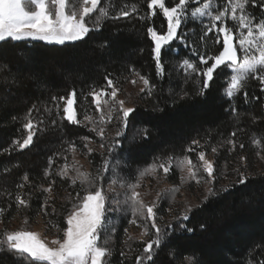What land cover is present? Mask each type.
I'll return each instance as SVG.
<instances>
[{
	"label": "trees",
	"instance_id": "trees-1",
	"mask_svg": "<svg viewBox=\"0 0 264 264\" xmlns=\"http://www.w3.org/2000/svg\"><path fill=\"white\" fill-rule=\"evenodd\" d=\"M149 2L114 0L117 9L121 4L136 3L139 12L127 18L108 19L98 31L90 32L81 41L63 45L41 40L0 42V68L7 65L0 71V208L4 209L5 223L22 214L30 225L49 210L53 223L60 229L66 227L75 193L58 196L50 202L53 207L48 205L49 193L42 188L50 186L53 177L46 176L45 171L49 169V158L54 161L51 172L57 169L73 136L87 133L62 118L63 102L58 113L46 114L44 108L53 107L52 97L67 96L72 89L77 93L79 113L84 104L93 108L92 97L88 95L92 88L104 86L105 77L116 83L126 82L135 69L157 90L144 103L137 104L130 116L118 148L121 160L139 166L165 153L182 151L187 142L199 139L209 141L221 151L218 168L234 161L240 167H248L246 183H238V176L227 191L223 189L209 197L191 211L188 220L175 223L148 264H189L188 258H192V264H248L250 257L264 255V163H257L252 143L258 138L264 146V92L257 81H250L249 99L245 102L243 95H239L233 113L230 101L223 96L228 71L218 69L214 81L201 95L194 78H185L181 71L170 69V58L179 57L173 55L171 48L162 52L166 73L158 76L147 28L166 31L167 21L158 10L150 19L139 18L150 12ZM168 6H173L171 0ZM33 105L40 109L44 123L33 144L19 150L13 141L25 136L24 117ZM52 120L57 121L56 125L51 124ZM233 131L234 138L230 135ZM229 139L236 141L233 157L224 151ZM240 144L244 145L242 149ZM9 148L10 152L4 151ZM5 168L9 171H4ZM25 174L27 182L22 179ZM20 183H24L22 189L16 187ZM17 193L28 200L27 207L17 205ZM118 219L119 231L112 238L116 239L112 264H122L120 235L127 227L129 215ZM5 230L13 231L4 225L0 234ZM135 247L127 264H136L145 244L138 241ZM0 264H30V261L4 251L0 252Z\"/></svg>",
	"mask_w": 264,
	"mask_h": 264
},
{
	"label": "snow or ice",
	"instance_id": "snow-or-ice-1",
	"mask_svg": "<svg viewBox=\"0 0 264 264\" xmlns=\"http://www.w3.org/2000/svg\"><path fill=\"white\" fill-rule=\"evenodd\" d=\"M169 2L170 0H150L147 4L150 12L139 17L140 19H150L157 14L158 10L167 21L166 31L158 32L152 26L147 28V33L153 42V60L158 76L163 77L166 73L165 64L162 62V52H167L173 41L179 40L183 46L196 51L193 45L198 42L201 48H206V41L209 34H212L213 42L221 45L222 50L218 51V54H202L195 62L185 58L178 65V68L184 72L185 78L193 74L203 77L199 94L202 95L210 87L214 81V73H217L218 69H228L224 95L229 100L242 94L247 102L249 99L247 89L252 80L257 81L261 92H264V15L258 17L251 10L259 2V11L264 13V0H223L222 3H219L218 0H178V2L171 0L173 6H168ZM189 5L194 6L189 7ZM138 12L139 8L136 3L121 4L117 9L114 0H103V4L101 0H0V42L9 39L13 41L31 39L63 45L66 42L83 40L90 32L98 31L108 19L127 18ZM190 21L198 23L199 26L198 41L191 43L190 37L195 33L192 29L185 31L182 28V25H186ZM229 21H231V26H229ZM198 65L203 67H198ZM6 67L7 65H4V68ZM4 68H0V71H3ZM132 71L139 77L150 94L152 85L149 79L140 75L135 69ZM105 81L104 86L94 87L88 93L92 97V103L98 116L94 117L82 110V118H78L75 89H72L67 96L52 97L53 107L45 106L44 112L46 114L53 111L58 113L61 109L60 102H63L62 118L71 124L87 122V125L90 126L89 130L99 136L101 140L105 139L106 126L115 118L120 125L115 135L116 137L122 136L135 109L125 107V101L117 99L120 89L116 87L112 78L105 77ZM132 83H136V81L133 80ZM34 111L35 118L33 117ZM232 111L235 113L236 109L233 108ZM24 120L25 136L13 141V146L19 150L33 144L34 137L44 123L40 109L35 105L26 113ZM56 123V120L51 121L53 125ZM144 134L147 135L146 129ZM230 135L234 138L236 132L233 131ZM82 139L88 141L89 137ZM227 143L232 145L233 149L236 147L235 139H229ZM252 143L259 146L260 140L253 139ZM118 144V139L113 140L108 146L109 154L103 160L102 173L113 171L107 190L103 188L102 184L98 186V182L103 179L102 174L98 173L92 177L89 173L77 168L75 163L70 166L67 156L62 157L65 162L56 174L61 178L70 179L72 185L79 182L85 195L80 197L77 193L79 202L74 203L67 214L66 227L61 229V238L49 242L41 238L39 233L27 228L16 231L5 230L0 234L2 237L0 238V252L6 251L16 257L26 258L30 264H109L108 258L111 256L112 249L108 247L107 232L111 216L113 213L121 211L122 206H130L134 217L131 222L137 223L136 217L143 221V235H148L149 224L154 229V239L146 243L143 248L145 255L137 256L136 264L152 262L154 246L158 248L167 233L157 224V212L154 209L157 208L158 200L153 201L150 205L146 204L141 198V193L136 190L140 187V180L146 176H154L158 169L167 175L170 170L175 168L182 173V182L188 179L200 183L203 177L198 173H203L208 177L205 182L211 184L215 179L214 163L206 159L204 151L197 153L196 162L189 155L168 156L141 170L136 182L126 185L110 167L111 154ZM192 144L199 145L200 142L193 140ZM84 147L89 153L93 151L87 143ZM100 147L104 148L105 145L102 143ZM239 147L242 149L244 145L240 144ZM4 151L10 152L11 149H4ZM67 151L75 153L74 142L69 143ZM211 151L215 153L217 149L213 147ZM187 152H195V148L189 147ZM241 159L246 158L241 157ZM53 163V159L49 158V169L45 171L46 176L51 175ZM70 170H75L76 175L70 176ZM4 171H9V169L5 168ZM185 172L187 177L183 175ZM237 172L238 183H246L245 174L239 172L238 169ZM22 179L27 182V174ZM114 186L127 187L128 191L123 194L117 193ZM16 187L22 189L24 183L17 184ZM51 190V185L48 188H42V191L47 193H51ZM224 190L227 191V189ZM178 191L179 189L174 187L171 193L174 195ZM107 192H112L113 195L109 197ZM214 195H216L215 191L209 188L205 200ZM15 199L18 206H28V200L20 193H17ZM190 210V208L185 210L184 220L189 218L187 212ZM3 212L4 209L0 208V216ZM25 224H27V220H25ZM53 226L55 227V225ZM167 227L170 225H165V228ZM187 231H191V229H187ZM102 237L104 238L102 239ZM188 260L189 264H192V258H188ZM248 264H264V255L250 257Z\"/></svg>",
	"mask_w": 264,
	"mask_h": 264
},
{
	"label": "rangeland",
	"instance_id": "rangeland-1",
	"mask_svg": "<svg viewBox=\"0 0 264 264\" xmlns=\"http://www.w3.org/2000/svg\"><path fill=\"white\" fill-rule=\"evenodd\" d=\"M219 3H222L223 0H218ZM193 7V6H189ZM256 15L262 16L264 13L259 11V2L257 3V6L255 8L251 9ZM229 26H231V21H229ZM183 30L192 29L193 33L195 35H192L190 37V43L193 41H198V34H199V26L198 23L189 22L186 25H182ZM235 31V28H234ZM31 40V39H28ZM46 42V41H44ZM48 43V42H47ZM69 43V42H66ZM53 44V43H51ZM57 44V43H55ZM207 47L201 48L199 43H195L193 47L196 48V51H193L191 48L183 46L179 40L173 41L171 45V51L174 53V56H178L177 58H170L168 65L170 66V69L172 68L176 73L181 71L183 74L184 72L178 68V65L182 62L183 59L187 58L191 61H198L199 56L202 54H218V51L222 50L221 47L219 49V46L213 42V36L212 34H209V38L206 41ZM169 48V49H170ZM198 67H203L201 65H198ZM228 71V69H226ZM171 71V70H170ZM215 74V73H214ZM141 75V74H140ZM185 75V74H184ZM194 78L195 82L197 83V80H199V83L197 85L199 87L203 84V77H197L195 74L192 76H189ZM135 80L136 83H132V81ZM226 79L224 80V82ZM151 83V82H150ZM116 87L120 89L117 95V99L124 100L125 101V107H131L136 108L137 104L144 103L147 98H149L154 91L157 90V86L153 84L151 93L149 94L148 89L143 85V83L139 80V77L136 74H133L131 77L128 78L126 82L123 83H116ZM141 89H144V91H141ZM223 96L226 100L230 101L229 108L233 109L236 108V100L238 97L229 100L224 95L223 90ZM91 105V104H90ZM88 105L84 104L82 107V110L87 111L89 114L93 115L94 117L98 116V113L95 111V107L93 105V108ZM76 108H77V99H76ZM78 118H82L83 112H78ZM115 116V113L113 114ZM130 119V118H129ZM71 124V123H70ZM76 126H79L82 128L83 133H89L90 136H79L75 135L73 136L72 142L76 145V151L75 153H71L67 151V158L68 163L71 166L73 163H75L76 167L79 168L81 171L89 173L92 177H95L98 173L103 175V179L98 182V186L102 184L103 188L105 190L108 189V186L110 184V178L113 176V171H109L108 173H102V166H103V160L105 157L108 156V146L113 142V140H119V144L116 147L115 151L111 154V169L114 170L115 174L127 185L130 183L136 182V179L138 178V174L141 170L152 164L153 162H158L160 159L166 158L168 156L172 157H182L184 155H189L193 158V161L196 162V155L199 151H204L206 154V159L213 161L214 163V181L209 184L205 181L208 180V177L206 174L198 173V175L202 176L203 179L200 183H196L193 180L185 179L183 182L181 181V175L182 173L173 168L169 171L167 175H165L162 170H157L154 176H146L142 180H140V187L136 190L141 193V198L145 201L146 204H151L153 201L158 200L157 208L154 209L157 212V224L164 229L166 233H170L171 228L173 225L177 222H180L183 219V214L185 213V210L190 208L191 210L187 212V215L189 217L192 210H194L196 207H199L202 205L206 200L205 196L207 195V191L209 188H212L216 194H218L223 189L228 188L229 186L233 185L236 178H238V172H242L247 176L248 173V167L244 165L243 167H240L238 165L237 161L226 163L223 168H218L217 161L218 157L221 155V151L219 150L216 145H212L209 141H202L199 145H193L192 141L187 142L185 147L182 151L175 152L173 155H168L165 153L162 156L152 158L151 161L147 162L146 164H141L139 166L136 165L135 162L132 161H125L121 160L120 154L118 151V148L121 146V139L126 134V129L124 131V134L120 137H116V131L120 127L117 120L114 118L110 124L106 126V132H105V139L101 140L99 136H97L94 132L89 130V127L87 125V122L81 123V124H74ZM129 125V122H128ZM83 137H89L88 141L83 140ZM195 140V139H194ZM87 143L88 147L91 148L93 151L91 153L88 152L87 148L84 147V145ZM104 144L105 147L101 148L100 145ZM226 146L224 148V151H226L227 156H234L235 154L234 149L232 148V145L225 142ZM189 147L195 148V152L189 153L187 152V149ZM215 147L217 151L214 153L211 151V149ZM255 147V157H257V163L263 164L264 163V146L261 144L259 146L253 145ZM64 160L58 164V167L56 170H53L51 172L53 180L55 183H51V193H49V198H47L48 205L53 207V203H50L52 200H55L58 196H69L73 193V203H78V197L77 193H79L80 197H83L82 193L85 191L80 186L79 182L76 185H72L70 182V179H65L59 177L56 173L58 169L64 164ZM220 169V170H219ZM250 169V168H249ZM70 176H75V170H70L69 173ZM185 177H187V173H183ZM49 187V186H48ZM47 187V188H48ZM117 193H125L128 191L127 187L121 188L119 186H114ZM178 188L179 191L176 192L174 195L171 193V190L173 188ZM64 189H70L68 192L64 191ZM158 194L159 199H158ZM107 195L111 197L113 195L112 192H107ZM211 197V196H209ZM208 197V198H209ZM207 198V199H208ZM129 215V220L127 227H125L121 231V237H122V244L119 248L120 257L123 259L122 264H127L128 261H131V257H133V253L136 249L135 245L138 241L142 242L146 245L147 242L154 239V229L151 228V225H148V235H143L144 228L142 226L143 221H141L138 217L135 219L137 220V223H132L131 221L134 219L131 207L130 206H122V210L115 212L111 216V222L110 226L107 232V239L109 241L108 247H112V253H114L113 248L115 244L116 239L113 238V234H116L119 231V217L122 215ZM179 218V219H178ZM51 212L45 211L44 213L38 215L34 222H30V225L25 224V217L22 214H18L13 216L7 223H5L4 216H0V228H2L4 225L9 227L10 230L16 231L20 229H25L27 227L28 230L37 232L40 234L41 238L45 239L46 241H51L56 238H61L62 232L61 229L56 226L53 221L51 220ZM188 220V219H187ZM185 221V220H184ZM28 225V226H25ZM55 225V227L53 226ZM165 225H170V227L165 228ZM131 237V239H129ZM104 237H102L103 239ZM164 239V237H163ZM118 241V240H117ZM116 241V243H117ZM137 241V242H136ZM54 246V245H50ZM159 248V247H158ZM154 246L155 251L157 249ZM154 251V253H155ZM123 253V255H121ZM142 255H145L142 252ZM110 256L108 258L109 264H112Z\"/></svg>",
	"mask_w": 264,
	"mask_h": 264
}]
</instances>
